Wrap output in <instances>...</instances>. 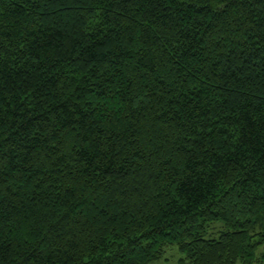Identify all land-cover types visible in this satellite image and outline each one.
Here are the masks:
<instances>
[{"label":"trees","instance_id":"trees-1","mask_svg":"<svg viewBox=\"0 0 264 264\" xmlns=\"http://www.w3.org/2000/svg\"><path fill=\"white\" fill-rule=\"evenodd\" d=\"M172 246L264 264V0H0V264Z\"/></svg>","mask_w":264,"mask_h":264},{"label":"rangeland","instance_id":"rangeland-1","mask_svg":"<svg viewBox=\"0 0 264 264\" xmlns=\"http://www.w3.org/2000/svg\"><path fill=\"white\" fill-rule=\"evenodd\" d=\"M225 230L223 227V223L221 221L212 224L208 228V232L206 234V238H218L220 233ZM151 264H188L185 260V256L181 253L177 246L169 247L162 259L153 262Z\"/></svg>","mask_w":264,"mask_h":264}]
</instances>
